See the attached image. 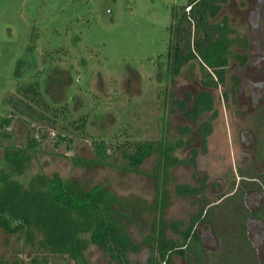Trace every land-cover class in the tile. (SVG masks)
<instances>
[{"label": "rangeland", "instance_id": "rangeland-1", "mask_svg": "<svg viewBox=\"0 0 264 264\" xmlns=\"http://www.w3.org/2000/svg\"><path fill=\"white\" fill-rule=\"evenodd\" d=\"M185 1L0 0V118L11 111L1 99L16 95L17 83L32 77L50 103L67 106L47 126L16 114L8 137H0V172L23 185L44 176L66 181L77 192L101 186L106 217L129 241V264H148L153 255L148 236L161 232L178 240L197 211V200L177 195L176 185L205 183L204 193L214 200L250 161L245 143L252 130L264 129V0H227L210 8L209 20L226 18L232 30L225 81L217 88L201 85L209 69L198 58L174 77L157 72L165 61L171 10L181 12ZM191 106L198 114L194 123L182 114ZM82 116L84 127L74 128L71 121L79 123ZM40 125L48 128V138L29 152L22 173L11 171L5 149L23 146ZM57 131L73 137L69 150L54 147ZM100 139L106 144L103 157L92 146ZM141 139L154 140L156 148L167 145L170 152L155 149L131 167L115 145ZM72 155L88 163L74 165ZM33 234L27 241L22 232L0 227V260L106 262L100 247L88 242V232L79 234L85 246L68 263L59 253L49 255L41 235ZM171 260L184 264L175 254Z\"/></svg>", "mask_w": 264, "mask_h": 264}, {"label": "trees", "instance_id": "trees-1", "mask_svg": "<svg viewBox=\"0 0 264 264\" xmlns=\"http://www.w3.org/2000/svg\"><path fill=\"white\" fill-rule=\"evenodd\" d=\"M227 0H186L182 11L171 10V21L168 24L169 39L166 47V60L173 75L179 74L181 68L198 58L202 65L209 69L205 77L200 79L204 87L217 88L225 81L227 65V49L230 43L228 34L232 31L226 18L221 21L209 20L210 8ZM185 7H188L187 12ZM204 68V69H206ZM16 95H8L1 99V105L10 107V114L0 118V137H8L7 127L16 114L30 121L40 122L47 126L63 115L67 106L51 105L41 94L37 81L22 83L16 86ZM183 116L194 123L198 120L197 109L194 106L183 111ZM79 123L72 120L74 128H83L86 123L84 116L79 117ZM36 126H33L35 128ZM210 128V127H209ZM36 135L28 133L23 146L7 148L3 159L9 169L15 173H22L24 163L30 151H34L43 139L48 138V128L41 125L35 128ZM31 132V131H30ZM257 140V157L264 159V129ZM72 136L60 131L55 133L54 147L64 145L71 148ZM156 142L149 139L133 140L116 144L122 156L131 167H135L151 154L155 149L166 155L165 147H155ZM96 156L103 157L106 144L103 140L93 143ZM74 165L88 163L86 159L77 155L70 156ZM251 177L258 181L264 189V173L251 170ZM243 181L241 180V183ZM40 183L44 188L36 185ZM246 183V182H245ZM257 183V182H256ZM204 186H188L178 184L175 193L180 196H197L200 200L198 213L188 218L185 227L179 230V239L167 237L161 232H154L147 238L153 255L148 264H171V256L176 254L187 264H214L215 256L206 253L201 246L196 227L200 221L208 220L216 224L214 208L207 206V197L200 193ZM242 188L229 200L227 205L240 212L242 207ZM218 207L220 205H217ZM226 212L229 213V208ZM108 207L102 199V187L94 185L84 192H77L66 181L58 178L35 176L28 185L11 178L10 173L0 172V227L7 233L22 232L25 240L34 238V232L41 235V244L49 255L59 253L68 263L72 257L84 248L85 243L79 234L88 232V242L100 247L101 255L106 258L104 264H129L127 251L129 241L117 230L114 223L108 219ZM245 217L236 222L235 228L222 234L223 245L234 247L238 244L239 253L231 252L223 255L229 264H257L250 243L245 236ZM227 248V247H226ZM241 253V254H240ZM217 258V257H216ZM241 262V263H239ZM31 264H49L47 257L39 259L37 256ZM0 264H8L0 260Z\"/></svg>", "mask_w": 264, "mask_h": 264}, {"label": "flooded vegetation", "instance_id": "flooded-vegetation-1", "mask_svg": "<svg viewBox=\"0 0 264 264\" xmlns=\"http://www.w3.org/2000/svg\"><path fill=\"white\" fill-rule=\"evenodd\" d=\"M243 44L247 45V42H243ZM58 59H61V58L59 57ZM162 65L163 63H161L160 66ZM183 67L181 68L180 72L182 71ZM161 69L163 73L165 74V76L167 77L176 76L170 73L171 70H170V66L167 64L166 56H165L164 65L162 67H159L157 72H159V70ZM66 72H68V69L66 70ZM47 74L48 72H46V75L44 78L47 77ZM36 79L38 80V78L32 77V79H27V80L18 82L17 85H20L22 83H29L31 81H35ZM37 82L41 90L42 85L40 86L39 81ZM57 83H59V85L62 84L59 80H57L56 85H58ZM15 93H16V90H15ZM41 94H42V90H41ZM42 97L47 102H49L45 98V96H43V94H42ZM50 104L54 106L62 105V104L64 105V103H59V104L50 103ZM263 104H264V99H263ZM183 118L185 119V121L192 123L189 120H187L184 116ZM250 135H251V140L247 141L248 144L245 143V145L249 148V150H251L250 161L243 168L241 166H239L241 168H237L236 170L237 176H238L237 180L235 179L232 180L228 184V187L226 189H224L223 191H221L219 194L216 195V198L214 200H210L204 193L207 187V184L201 183L199 185H188V186L203 185L204 189L202 190L200 194L207 197L209 201L207 206H211L212 208H214V213L216 215V224L208 220H203V221H200L196 227L197 233L200 237V243L204 251L210 254L211 256H215V257H212L216 259V262L214 264H229L225 260L226 255L224 256L222 254L225 249L227 251V255H229L231 252L234 253L235 251L239 253L240 247L238 246V244H235L234 247L223 245L222 234L224 232L229 231L230 229H234L236 222L239 220H242L243 216L245 217L244 219L245 236L248 242L250 243L251 251H253L256 263L264 264V189H262L258 185V181H255L254 177H251L249 175L252 169L256 170L258 173H262V174L264 173V159L258 158L257 153H256V151L258 150L257 140L259 138L260 132H255L252 130V134ZM167 149L168 150L166 151L167 153H169L170 152L169 146ZM241 180L243 181L242 183H241ZM240 187L242 188V198H241L242 207H241L240 212H236L232 208V205L231 207H228L227 205L231 204L232 201L229 199L233 195L238 193ZM183 197H186V196H183ZM188 197L195 198L197 200L198 209L194 214L198 213L200 209V201H199L200 199L197 196H188ZM252 198H255V199L251 200ZM217 205H220V206L218 207ZM225 207L229 208L228 209L229 213L226 212L227 210ZM202 226H205V228L208 229L207 232H203L200 230V227ZM205 240L212 241L214 245L210 247L209 244ZM178 257L184 261V264H187L185 259H183L180 256ZM171 264H172V260H171Z\"/></svg>", "mask_w": 264, "mask_h": 264}, {"label": "built area", "instance_id": "built-area-1", "mask_svg": "<svg viewBox=\"0 0 264 264\" xmlns=\"http://www.w3.org/2000/svg\"><path fill=\"white\" fill-rule=\"evenodd\" d=\"M186 9H188V7Z\"/></svg>", "mask_w": 264, "mask_h": 264}]
</instances>
